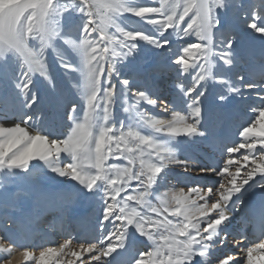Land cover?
I'll return each mask as SVG.
<instances>
[{
	"label": "snow or ice",
	"instance_id": "6c2138e0",
	"mask_svg": "<svg viewBox=\"0 0 264 264\" xmlns=\"http://www.w3.org/2000/svg\"><path fill=\"white\" fill-rule=\"evenodd\" d=\"M151 3L0 0V89L10 84L25 110L37 104L34 76L43 79L51 94L48 112H26L18 123L9 119L11 98L0 95V123H14L0 126V171L23 173L30 161H59L63 154L67 162L50 171L82 189L46 197L41 177L31 175V191L18 187L15 179L0 185V264H10L8 257L18 246L8 233L19 235L47 223L51 213L63 225L97 223L98 237L77 241L68 264H125L122 257H109L137 237L143 246L128 258L130 264H264V237L259 243L249 240L240 259L223 251L236 240L228 229L244 203L245 186L254 182L252 187L264 196V0ZM129 17L150 27H135ZM241 26L260 38L258 50L242 42ZM30 41L36 46L30 47ZM58 47L79 58L74 64L57 53L67 84L79 97L74 103L65 101L61 86L47 71L45 52ZM8 54L16 60L15 76L5 61ZM74 72L80 73L82 83H72ZM210 85L219 89L213 111L206 114ZM169 89L186 109L183 115L168 102ZM249 95L255 96L248 106L255 118L239 131L240 142L222 145L216 133L236 119L232 102ZM65 108L71 122L66 135L50 136L35 126ZM118 114L123 118L117 119ZM206 118L210 124H204ZM178 137L206 138L209 148L221 149L219 159L212 167H197L196 160L180 158L168 143ZM176 168L216 179L210 185L185 183L187 191L176 193L169 185L178 183L165 179ZM98 188L103 190L100 202L74 220L73 208L91 200L84 193ZM170 192L174 207L169 206ZM153 197L159 204L151 203ZM44 200L48 203L42 207ZM68 235L59 249L42 251L37 264H58L51 257L63 255L76 240ZM25 258L32 259L27 252Z\"/></svg>",
	"mask_w": 264,
	"mask_h": 264
},
{
	"label": "bare ground",
	"instance_id": "6f19581e",
	"mask_svg": "<svg viewBox=\"0 0 264 264\" xmlns=\"http://www.w3.org/2000/svg\"><path fill=\"white\" fill-rule=\"evenodd\" d=\"M246 33L247 31L243 30V26H241L242 42L245 45H248L258 50L261 47L260 38L258 39L259 42H255L256 40L254 41L252 38L248 37ZM218 89H219L218 85H210V92L206 94V98H204L206 114H210L213 111L212 107H214L215 105L214 93ZM166 98L169 103L173 104L174 107L181 108L182 109L181 114L182 115L184 114V111H186V109H183V104L181 103V100L177 98V96L172 92V90L166 93ZM72 99H75V98L73 97ZM254 100H255V96L249 95L246 100L244 101L235 100L232 102L230 106V111H234L236 115V119L234 121H231V130H233V132L237 136H239V131L242 129V127L247 126V124L250 123L255 118V116L248 110V106L252 104ZM72 102L74 103L76 102V100ZM38 108L39 106H33L32 109L25 110L23 109L22 105L19 104L17 105L15 111L11 110L9 119L10 121H15L18 123L19 122L18 119L20 118L21 113L36 112ZM42 111L46 112V110H43V109ZM17 112H20V114H18ZM65 112H66V108L64 109L63 112H60L59 114H57L55 119H52L51 117L48 119L42 118L41 121L38 122L35 126H37L41 131H44L46 134L50 136L66 135L69 130V126L71 122L68 121V119L64 118ZM153 112L157 116L163 115L159 113L158 110H153ZM204 124H210V120L206 118V120L204 121ZM2 125L4 127H12L14 126V123H7V124L2 123ZM223 131H224L223 129L222 130L218 129L217 130L218 133L216 134L219 136V134H222ZM30 134L35 135L36 132L32 131ZM158 138L162 140L166 139L163 136H158ZM228 138L229 136L227 137V139ZM241 139L242 138L239 136V139L236 142H240ZM170 142H174L175 144H177V147L180 150L186 151L185 154H182L180 156V158L182 159L190 158V159L196 160L198 162L197 167H212L215 165L217 159H219L220 157V153H219L220 150L219 151L214 150L212 148H209L207 145H205L206 138L201 139V138L194 137L191 140H189V138L187 137H178L173 141H169L168 143L170 144ZM243 151L244 150L242 149L241 152ZM66 162H67V158L63 154L61 155L59 161L57 160H50L47 162H43L39 160L30 161L26 172L21 173L19 172V170L14 169L13 170L14 172L11 173L10 175L5 174V177L2 176L3 178H0V185H4L9 180L15 179L16 185L18 187L31 191L33 188V185L28 180L29 175H31V176L41 177V191L45 194L46 197L50 196L51 194H61L69 190L82 191L80 186L76 184L75 181L69 180L66 177H59L55 173H52L50 171V168L56 166L58 163H66ZM42 171H46V172L43 173ZM180 171L181 169L179 168L168 170L167 175H166V176H169V178H171V181H174L172 183H175V182L178 183V184H175L174 188H172L171 183L169 185L171 191H174L176 193H179L182 189L185 192L187 191V188L184 186L185 183H188V184L200 183L203 185H210L216 179L210 174L208 175L201 174L199 176H196V175H188V174L183 173L184 176L182 177V173ZM256 179H260V178L257 177ZM253 183L254 182H250L248 187L245 186V189L247 190L249 189L251 191L255 190V191L249 192L248 190L246 192L244 196V203L243 205L240 206L239 210L234 213L230 221V227L228 229L229 233L235 236L236 240L230 241L229 248L224 249V250L226 251L228 255H232L233 257L237 259H240L242 256L246 255V253H242L241 249L249 246L248 241L251 240L250 235H249V228L247 227L246 229L242 231V228H241L242 223H239L237 221L239 219L240 221L243 219V216L245 215L248 207H253V208L263 207V214H264V196L261 195V192L259 189L252 187ZM102 191L103 190L101 189L99 191H95L94 193H89V194L85 192L84 196L91 197V200L85 199L81 202V204L76 205L74 208H81V209L86 210L87 212L90 207L100 202L99 197L102 196ZM161 191H163V189H161ZM153 199L155 198L154 197L151 198V203L157 202V200L153 202ZM236 199L237 198L234 197L233 200L236 201ZM169 200L171 201V192L169 195ZM47 203L48 201L44 200L42 202V207L47 205ZM87 206H89V208ZM169 206L174 207L175 202L171 201V204ZM53 217L54 215L51 216L49 214L47 218V223L40 222L35 227L34 229L35 231H32L30 229V230H26L23 232V234H25V232L27 231L33 232L35 234L36 239L33 240L28 246L24 244V238H26V236L22 238L21 233L17 235L15 231H10L8 233V235L14 240L15 244L18 245V246L13 247L12 253L8 257L10 264H37V260L40 258V253L42 251H45L48 248L59 249L60 245L63 244L65 240L69 239L68 236H65V237L63 236L62 238L57 236L58 238L54 239L57 233L55 232L56 229L52 227V230L49 232L50 235L48 236V238H44L45 239L44 242L41 243L42 237L39 236V234L41 233V227L43 226V224H45L44 226H51V225L53 226L55 224V218ZM172 219H175V218H172ZM92 226L93 228L88 230L89 232L85 236L83 235V236H80L79 238H77L79 229L75 230V236L73 237L76 240H73L70 246L63 250L64 252L63 255L57 253V255L51 257V259L56 260L58 264H68L70 260H73L74 257H71L69 253L71 252V250L75 249L78 246L77 241L83 240L84 242H91L98 237L96 221L94 220L92 222L90 221V227ZM93 229H96V230L93 231ZM28 232L26 234H28ZM241 233H243V236H241ZM141 241H142V238L140 239L136 238L132 240L131 244L126 248V250L118 249L116 253H113V255L109 257V260H115V259L122 257L125 261V264H130V261L128 258L133 256L135 249L142 247V244H140ZM237 241H239V244H240L239 247L236 246ZM256 242L259 243V240ZM25 252H27L28 256L32 257V259H26ZM242 264H243V261H242Z\"/></svg>",
	"mask_w": 264,
	"mask_h": 264
},
{
	"label": "rangeland",
	"instance_id": "374dc122",
	"mask_svg": "<svg viewBox=\"0 0 264 264\" xmlns=\"http://www.w3.org/2000/svg\"><path fill=\"white\" fill-rule=\"evenodd\" d=\"M140 2L141 3H147V0H140ZM150 6H157L158 7L159 6V0H152V3H151ZM177 10H179V9H177ZM126 19L128 20L129 24H132L135 27H140V28L150 27V26H146L138 18L129 17V18H126ZM246 34L248 35V37L252 38L254 41L256 40L255 42H259V40H258L259 37H255L253 34H251L248 31H247ZM29 46L30 47H35L36 45H35L34 42L30 41L29 42ZM57 53H63L65 55H67L68 58L70 59V61L72 63H74V64L76 63V59L78 60L79 58H76L74 55L69 54L67 49L64 48V47H58L56 52H53L52 49H48L45 52V58H46V63H47V71H48L49 76L61 86V88L63 90V93H64L65 101L72 102V101L76 100V102H77L79 97H76L75 94L72 92V90L69 87L71 85L68 86L67 77L65 76V72H64L63 69L60 68L59 64L57 63ZM149 54H151V53H149ZM5 61L8 63L9 67L13 70L12 71V75L15 76V70H16V67H17L15 57H13L11 54H8L5 57ZM0 63H2V62H0ZM70 75L73 77L72 83H75L77 80H80L81 83L83 82L79 72H74V73H71ZM33 84H34V89H35V91L37 92V95H38L37 104L34 105V106H39V108H38V110L36 112H41L42 109L46 110V112H48L49 111V106H50V96H51V94H50V92L48 90L47 85L44 83L43 79L41 77H39L38 75L34 76ZM167 92H170V90H168ZM0 95L8 96V97L11 98V103H12L11 110L15 111L17 105L20 104L19 97L16 95L15 89L10 84H8V85L4 86L2 89H0ZM73 97L75 99H72ZM238 101H240V100H238ZM212 109H214V107H212ZM66 110H67V108H66ZM17 113L20 114V112H17ZM59 113H57V114H59ZM23 114H25V113L24 112L21 113L20 117ZM57 114H56V116H57ZM56 116L55 117H51V118L55 119ZM79 116H80L81 119L83 118V112L82 111L79 113ZM64 118L67 119V116L64 115ZM122 118L123 117L120 116L119 114L117 115V119H122ZM0 126H3L2 123H0ZM142 131H144L145 134H148V132H149L148 129H144ZM157 139H159V138L157 137ZM160 140H162V139H160ZM169 145L177 150L179 156H181L182 154H185V152H186V151L180 150L177 147V144H175L174 142H170ZM122 161L123 160H111L110 162H115V163H118L120 165H126L127 164V161H123V162ZM13 170L14 169L9 171V170L5 169L3 171H0V178L5 177V174L10 175L11 173L14 172ZM42 172L45 173L46 171H42ZM183 176H184V174L182 173V177ZM166 177H167V178H165L166 181L171 180V178H169V176H166ZM246 186L248 187V185H246ZM101 189L102 188H98L95 191H99ZM250 191L251 190H249V192ZM254 191H251V192H254ZM155 200L156 199H153V202H155ZM152 204L153 205H157V204H159V202L157 201V202L152 203ZM170 204H171V201H170ZM87 207L89 208V206H87ZM223 251H225V250L223 249ZM78 264H79V262H78Z\"/></svg>",
	"mask_w": 264,
	"mask_h": 264
}]
</instances>
